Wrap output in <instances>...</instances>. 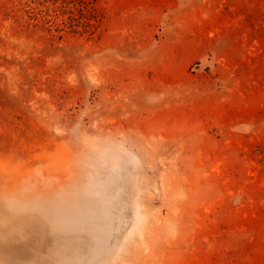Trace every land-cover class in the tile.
Here are the masks:
<instances>
[{
  "label": "rangeland",
  "instance_id": "obj_1",
  "mask_svg": "<svg viewBox=\"0 0 264 264\" xmlns=\"http://www.w3.org/2000/svg\"><path fill=\"white\" fill-rule=\"evenodd\" d=\"M0 264H264V0H0Z\"/></svg>",
  "mask_w": 264,
  "mask_h": 264
}]
</instances>
